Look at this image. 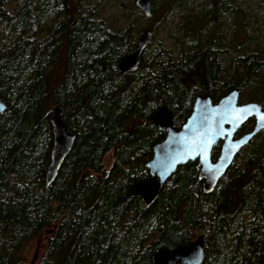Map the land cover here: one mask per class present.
I'll return each instance as SVG.
<instances>
[{"label":"trees","instance_id":"trees-1","mask_svg":"<svg viewBox=\"0 0 264 264\" xmlns=\"http://www.w3.org/2000/svg\"><path fill=\"white\" fill-rule=\"evenodd\" d=\"M221 5L209 0L204 24L181 27L176 54L157 45L122 75L118 63L149 28L134 0L128 16L139 13L146 24L123 28L111 26L90 0H0V264H25L19 253L37 237L44 247L38 264H151L157 248L197 235L204 238L202 264H264V130L212 192L203 190L192 161L176 169L150 206L129 192L150 177L145 164L165 136L151 116L162 106L176 128L202 93L215 101L239 88L264 107V47L256 38L250 46V36H221ZM208 23L213 30L203 39ZM61 54L62 77L50 87ZM56 106L75 140L47 185ZM108 151L113 161L105 170ZM218 152L219 145L213 158Z\"/></svg>","mask_w":264,"mask_h":264},{"label":"water","instance_id":"water-1","mask_svg":"<svg viewBox=\"0 0 264 264\" xmlns=\"http://www.w3.org/2000/svg\"><path fill=\"white\" fill-rule=\"evenodd\" d=\"M144 16L151 15V0H134ZM153 35L151 29H144L136 41L135 49L122 57L118 63L120 74L138 69L144 50ZM240 89L234 88L217 100L208 93L195 97L190 114L181 127L173 124L172 112L162 106L151 120L164 131L165 136L153 145L152 155L146 162L150 177L134 182L129 192L140 197L150 206L158 197L164 184L180 165L195 162L198 177L205 192H212L218 180L225 174L239 151L249 144L254 136L264 130V107L256 101L239 103ZM6 104L0 97V114ZM253 119L249 129L238 133L239 128ZM50 122L53 130V146L46 169V184H51L71 151L75 135L56 106ZM219 145L216 158L212 150ZM205 256L204 238L197 235L186 244L174 248H157L151 256V264H202Z\"/></svg>","mask_w":264,"mask_h":264},{"label":"rangeland","instance_id":"rangeland-1","mask_svg":"<svg viewBox=\"0 0 264 264\" xmlns=\"http://www.w3.org/2000/svg\"><path fill=\"white\" fill-rule=\"evenodd\" d=\"M72 1V0H71ZM97 4L103 18L108 20L111 26L116 28H123L129 22L133 21L135 24H146L135 13L128 16V2L129 0H90ZM220 10L217 12L216 21L220 23L221 28L219 34L225 39L242 38L247 40L249 38L250 46H255V38L258 40L260 46L264 47V5L261 0H222ZM171 5V7H169ZM154 12L149 16L148 29L153 31V35L147 48L144 50L143 58L147 59L155 50L157 45L171 50L174 54L179 49L177 38L183 35L181 27L186 22L194 21L195 26L200 23H205V16L210 12L209 0H157L155 3ZM214 23V22H213ZM213 23L206 25L205 31L202 33V38L209 37L213 30ZM242 23H247L252 31L244 29ZM254 37V38H253ZM138 38H135V42ZM64 55L61 54L55 72L49 81L50 87L56 86L62 77ZM253 87H248L251 91ZM249 92H240L239 102L245 103L249 101ZM251 126V125H250ZM262 139L258 137V140ZM264 140V139H263ZM262 140V141H263ZM252 142V141H251ZM256 144V142H254ZM241 155H247L242 152ZM112 152L108 151L104 156V168L107 170L112 164ZM34 238L27 243L19 253L20 258L25 264H38L43 251V242Z\"/></svg>","mask_w":264,"mask_h":264},{"label":"flooded vegetation","instance_id":"flooded-vegetation-1","mask_svg":"<svg viewBox=\"0 0 264 264\" xmlns=\"http://www.w3.org/2000/svg\"><path fill=\"white\" fill-rule=\"evenodd\" d=\"M239 103H241V102H239ZM251 124H253V121H252V123H251ZM239 129H240V128H239ZM238 133H239V130H238ZM240 151H241V150H240ZM238 154H239V153H238ZM238 154H237V155H238ZM217 155H218V154H217ZM216 157H217V156H216ZM216 157H214V158H216ZM194 163H195V162H194Z\"/></svg>","mask_w":264,"mask_h":264},{"label":"bare ground","instance_id":"bare-ground-1","mask_svg":"<svg viewBox=\"0 0 264 264\" xmlns=\"http://www.w3.org/2000/svg\"><path fill=\"white\" fill-rule=\"evenodd\" d=\"M136 6V5H135ZM152 14V13H151Z\"/></svg>","mask_w":264,"mask_h":264}]
</instances>
